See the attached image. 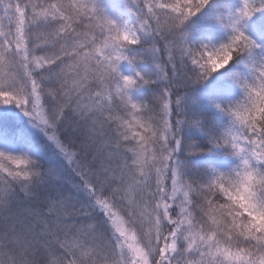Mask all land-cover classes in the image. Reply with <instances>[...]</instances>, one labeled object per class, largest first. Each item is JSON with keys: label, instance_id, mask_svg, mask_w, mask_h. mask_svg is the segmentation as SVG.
I'll use <instances>...</instances> for the list:
<instances>
[{"label": "snow or ice", "instance_id": "snow-or-ice-1", "mask_svg": "<svg viewBox=\"0 0 264 264\" xmlns=\"http://www.w3.org/2000/svg\"><path fill=\"white\" fill-rule=\"evenodd\" d=\"M0 264H264V0H0Z\"/></svg>", "mask_w": 264, "mask_h": 264}, {"label": "trees", "instance_id": "trees-1", "mask_svg": "<svg viewBox=\"0 0 264 264\" xmlns=\"http://www.w3.org/2000/svg\"><path fill=\"white\" fill-rule=\"evenodd\" d=\"M229 2L232 3V4H236V3L239 2V0H229Z\"/></svg>", "mask_w": 264, "mask_h": 264}]
</instances>
